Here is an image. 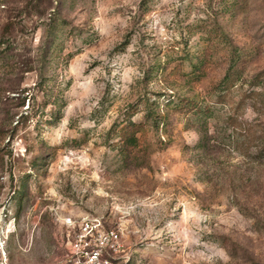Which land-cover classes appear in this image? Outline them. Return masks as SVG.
<instances>
[{
  "label": "rangeland",
  "instance_id": "rangeland-1",
  "mask_svg": "<svg viewBox=\"0 0 264 264\" xmlns=\"http://www.w3.org/2000/svg\"><path fill=\"white\" fill-rule=\"evenodd\" d=\"M11 25L0 264H72L68 214L124 230L113 264H264V0H0Z\"/></svg>",
  "mask_w": 264,
  "mask_h": 264
},
{
  "label": "built area",
  "instance_id": "built-area-1",
  "mask_svg": "<svg viewBox=\"0 0 264 264\" xmlns=\"http://www.w3.org/2000/svg\"><path fill=\"white\" fill-rule=\"evenodd\" d=\"M64 225L71 231L72 264H113V256L124 250V230L107 228L103 217L68 214Z\"/></svg>",
  "mask_w": 264,
  "mask_h": 264
},
{
  "label": "trees",
  "instance_id": "trees-1",
  "mask_svg": "<svg viewBox=\"0 0 264 264\" xmlns=\"http://www.w3.org/2000/svg\"><path fill=\"white\" fill-rule=\"evenodd\" d=\"M39 10L38 12H41L42 9H39L40 7H37ZM14 28L13 25L9 27V29H0V61L6 60L7 53L9 52V49L11 48V42H14L16 37H13L14 34ZM237 49L233 47V49L229 53V66L226 71L225 76L222 78V80L218 83L217 89L220 92L218 94V102L224 104V101L226 100V97L229 96L228 93L231 92V90L236 86V83L243 79V73L238 71V63L240 60V56L236 54ZM208 53L205 52L198 62L194 65H192L193 70L191 72V76L193 77V80H200L202 76L205 75V67L208 64ZM7 81V80H6ZM6 84L8 85L9 82L7 81ZM10 91L14 93H19L20 88L14 87L13 84L8 85ZM171 111L178 112V113H192L193 116H195V119L197 120V130L201 134V136L204 138L209 137V132L207 128V121L203 119H207L212 115L213 109L212 107H209L208 105H202L198 101H195L193 99H182L179 100L177 105H174L172 108H170ZM205 122V123H202ZM133 142V141H132ZM202 144V142H201Z\"/></svg>",
  "mask_w": 264,
  "mask_h": 264
}]
</instances>
